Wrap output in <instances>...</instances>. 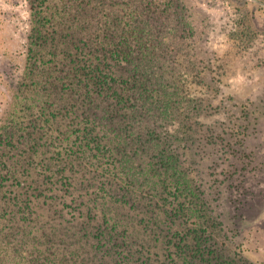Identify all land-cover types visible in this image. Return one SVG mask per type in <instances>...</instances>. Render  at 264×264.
Returning <instances> with one entry per match:
<instances>
[{"label":"trees","instance_id":"16d2710c","mask_svg":"<svg viewBox=\"0 0 264 264\" xmlns=\"http://www.w3.org/2000/svg\"><path fill=\"white\" fill-rule=\"evenodd\" d=\"M134 1L53 0L56 24L48 0H31L23 78L0 120V264H256L217 239L215 125L171 130L183 107L165 41L183 28L180 0ZM172 184L199 222L171 206Z\"/></svg>","mask_w":264,"mask_h":264},{"label":"rangeland","instance_id":"374dc122","mask_svg":"<svg viewBox=\"0 0 264 264\" xmlns=\"http://www.w3.org/2000/svg\"><path fill=\"white\" fill-rule=\"evenodd\" d=\"M180 3L183 28L175 35L168 28L172 36L165 41L169 73L179 77L183 107L171 130H180L183 123L210 137L206 128L215 125L212 131L220 137L217 148L222 153L215 177L224 185L220 211L227 230L226 237L217 239L224 241L229 257L264 264V0ZM54 6L48 0L45 16L55 22ZM30 7L31 0H0V120L23 78L34 21ZM180 144L185 160L188 144ZM187 165L185 161L181 168ZM174 187L171 192L180 196L167 197L171 206L183 204L187 220L199 222L184 191Z\"/></svg>","mask_w":264,"mask_h":264}]
</instances>
